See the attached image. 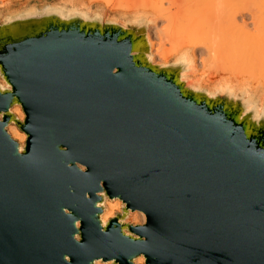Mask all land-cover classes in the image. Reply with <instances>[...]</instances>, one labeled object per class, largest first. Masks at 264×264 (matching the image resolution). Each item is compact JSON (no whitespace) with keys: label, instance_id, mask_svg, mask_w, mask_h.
<instances>
[{"label":"water","instance_id":"water-1","mask_svg":"<svg viewBox=\"0 0 264 264\" xmlns=\"http://www.w3.org/2000/svg\"><path fill=\"white\" fill-rule=\"evenodd\" d=\"M150 23L0 9V264H264V104L154 65Z\"/></svg>","mask_w":264,"mask_h":264},{"label":"bare ground","instance_id":"bare-ground-1","mask_svg":"<svg viewBox=\"0 0 264 264\" xmlns=\"http://www.w3.org/2000/svg\"><path fill=\"white\" fill-rule=\"evenodd\" d=\"M1 1L2 3L6 2V0ZM137 1L138 3L140 1L139 5L136 2L140 12L148 11L152 13V16L154 15L164 22V26H158L157 19L150 21V24L153 25L152 28L156 30V37L147 33V42L154 65L166 63L164 59L170 49L177 50L179 54L177 58L183 60H185V55L193 59L195 50L202 49L201 59L206 64L213 63L215 60L220 61L226 52L228 54L236 52L240 54L239 56L253 58L255 63L258 59L264 62V0ZM133 3L135 4V2ZM245 59L243 58V60ZM256 64L258 66L259 62ZM257 68V72H264L263 67L260 68L262 70ZM254 69L249 67L248 70ZM258 75L261 74L258 73ZM10 112L19 121H23L24 114L19 106L13 107ZM7 132L20 145L24 144L26 135L20 133L16 126H8ZM118 204L119 200L117 199L104 204V211L101 215L102 223L114 216L113 209ZM131 215L133 217L131 221L134 224L142 225L144 223L145 217L142 213L134 211ZM134 263L144 264L143 257H139ZM95 264H101V262L97 261Z\"/></svg>","mask_w":264,"mask_h":264},{"label":"rangeland","instance_id":"rangeland-1","mask_svg":"<svg viewBox=\"0 0 264 264\" xmlns=\"http://www.w3.org/2000/svg\"><path fill=\"white\" fill-rule=\"evenodd\" d=\"M65 1L66 0H6L5 3H2V1L0 0V9H2L5 13H12L30 6L40 8L44 4L59 3L63 4L64 6L77 8L78 10H84L89 14L98 13L104 19L116 21L120 25L138 17L145 18L148 21L157 19L154 15L152 16V13L148 11L145 13L140 12V8L137 7L140 1L138 3L137 0H132L133 2H135V4L131 0H67L66 3ZM136 2L138 3V5H136ZM157 20L156 24H158V26H164V22L162 20ZM152 26V24L149 25L147 33L151 34L152 37H156V30L152 28ZM202 53V49L195 50L193 59L192 57H188L185 55L184 61L189 65L191 69L187 73L190 82L200 84L209 89L215 88L220 85H223L224 87H230L231 89L235 88L236 90L247 88L249 92L256 93V95L260 99L259 102L261 103V105L264 104V72H257L256 70V68L260 65V68L263 67L262 69H264V65H262L264 64V62L262 60L258 59L256 61V63L259 62L257 66L253 58L239 56L240 54H237L236 52H230L229 54L226 52V54L224 53V58H222L220 61L215 60L213 61V63L210 62L206 64L203 63V60L201 59ZM178 56L179 54L177 50L170 49L164 60H166V63H169L171 61H174ZM243 58L246 59L243 60ZM253 64H256L255 69ZM248 66L254 70L249 71ZM260 68L257 69L262 70ZM258 73H260L261 75L259 76ZM261 76H263V78H261ZM19 132L22 133L21 131ZM108 202L110 201L105 200L104 204H107ZM121 207L122 203L121 201H119V204L113 209L114 214L120 213ZM132 219L133 217L130 214L126 222L134 224L133 221H131ZM138 220L141 219L138 218Z\"/></svg>","mask_w":264,"mask_h":264}]
</instances>
